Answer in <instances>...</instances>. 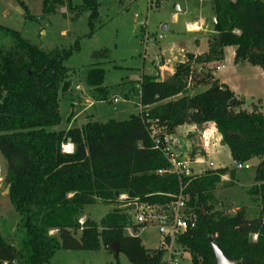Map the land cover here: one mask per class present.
<instances>
[{
  "label": "trees",
  "instance_id": "16d2710c",
  "mask_svg": "<svg viewBox=\"0 0 264 264\" xmlns=\"http://www.w3.org/2000/svg\"><path fill=\"white\" fill-rule=\"evenodd\" d=\"M212 1L214 35L207 40L206 52L186 55L167 81L141 75L137 81L103 86L102 68L80 74L91 87L93 102H108L113 96L136 100L140 113L124 121H88L62 131L48 129L59 124V96L70 90L75 74L65 66L71 52L44 51L0 26V156L6 165L7 196L19 216L13 243L0 235V264H49L59 251L110 250L113 242L131 264H160L162 249L147 250L138 237L125 234L132 225L127 214L116 210L98 223L86 219L80 225L83 208L97 202L115 205L121 195L126 197L119 202L123 205L134 200L168 205L179 182L172 175H157L168 168L161 153L163 138L180 126L200 129L208 123L233 163L258 160L254 184L246 192L258 212L248 218L244 206L231 214L212 211L211 192L222 176L232 180L234 171L207 170L184 190L197 222L178 238V246L189 254L191 264H215L209 238L235 264H264V112L243 111V99L213 78L214 69L201 67H217L224 49L233 47V62L259 68L264 83V1ZM67 2L70 12L88 13L90 35L100 27V0H80L72 6L71 0H44L43 13L54 14ZM154 5L160 7L161 1ZM191 85L206 90L190 95ZM153 130L160 131L158 149L150 137ZM67 144L71 153L62 151Z\"/></svg>",
  "mask_w": 264,
  "mask_h": 264
},
{
  "label": "rangeland",
  "instance_id": "374dc122",
  "mask_svg": "<svg viewBox=\"0 0 264 264\" xmlns=\"http://www.w3.org/2000/svg\"><path fill=\"white\" fill-rule=\"evenodd\" d=\"M43 1L0 0V26L19 33L29 43L44 51L71 52L65 61V66L75 74L71 78L70 90L59 96L60 121L57 126L48 129L51 131H62L71 126L78 127L88 119L92 122L104 123L108 120L124 121L138 114L137 104L136 106L134 104L136 100H130L132 103L120 101L115 110L111 105V99L108 102H95L93 106L88 107V103H83L82 99L84 97L91 99V87L80 76L82 72L92 67L102 68L103 86H112L132 79L138 80L141 75L158 76L161 80V70L165 66L172 69L170 73L173 74L175 66L185 61V55L204 53L206 39L214 35L212 0H162L158 8L154 5L156 0H100V27L91 35L87 12L78 14L70 12L67 2L58 7L56 13L46 15L43 13ZM80 3V0L69 2L71 6ZM187 23H196L200 29L197 32H189ZM162 25L167 26L166 32L160 30ZM159 36H161L160 40ZM225 57L226 62L222 61L217 65H224V70H217L216 76L237 77L243 88L250 89L254 93V100L250 97L245 99L246 110H249L250 103L256 102V96L264 99V93L261 92L264 83L260 79L263 73L259 68L245 62L234 63L235 68H231L227 60L229 52H226ZM201 67L204 70L215 69L213 65ZM201 67H197L198 72ZM194 87L191 85L189 89ZM204 90L206 87H200L193 94ZM259 104L252 105L251 110L264 111V107ZM177 137L172 136L176 141ZM187 139L190 138L183 140ZM202 147L193 138L191 149L187 150V147L179 142L175 143L174 149L182 156L192 152L195 157L204 158L206 164L193 169L195 173H199L196 177H200L207 170L218 168L234 171L232 180L229 175L222 176L220 183L211 192L208 205L212 207V211L231 214L248 205L251 198L246 192L253 183L257 159L242 164L243 169L237 170L227 147H210L207 155ZM5 175L6 165L0 156L2 180L0 235L12 244L19 216L5 194L7 187L4 182ZM119 202L115 205L97 202L86 206L83 208L81 219L98 223L106 214L118 210L127 214L130 217L129 223L134 226L131 208ZM246 212L248 218L253 217V209L249 211L246 209ZM136 233L145 249L156 250L160 247V236L155 228L138 227ZM253 236L251 241L256 240ZM181 254L180 264H191L189 254L183 250ZM49 264H131V262L124 253L113 254L110 250L101 247L97 251H59L55 253Z\"/></svg>",
  "mask_w": 264,
  "mask_h": 264
},
{
  "label": "built area",
  "instance_id": "2783aa9c",
  "mask_svg": "<svg viewBox=\"0 0 264 264\" xmlns=\"http://www.w3.org/2000/svg\"><path fill=\"white\" fill-rule=\"evenodd\" d=\"M158 39L160 40L161 36ZM120 101L121 99L116 96L111 99L113 110L116 109ZM137 108L138 113H140V105H137ZM158 132L160 131L153 130L150 134L156 149L160 148V142L156 137ZM162 142L164 147L161 148V153L168 163V168L166 170H158L157 175L167 174L176 177L179 182L178 192L171 196V202L164 207L140 203L137 200L126 204L132 210L131 216L135 225L127 226L124 231L129 237H137V233L133 230V227L155 228L160 236V247L158 249H162L163 251L160 264H180L182 250L178 246V238L183 233L193 229L197 222L196 215L186 206L184 190L187 184L199 174L195 173L193 169L197 166L205 165L206 161L203 157L189 158L176 152L174 149L175 141L172 136H165ZM62 151L71 153L72 145H63ZM236 169L242 170V164H236ZM1 182L2 180L0 178ZM125 199L126 197L124 195L119 196V201L122 202ZM83 222L82 219L79 220L80 225ZM253 239H256V236H253Z\"/></svg>",
  "mask_w": 264,
  "mask_h": 264
},
{
  "label": "crops",
  "instance_id": "0c3cea01",
  "mask_svg": "<svg viewBox=\"0 0 264 264\" xmlns=\"http://www.w3.org/2000/svg\"><path fill=\"white\" fill-rule=\"evenodd\" d=\"M161 1V3H162V0H160ZM212 8H213V1H212ZM176 11H178V8H176ZM213 21H214V19H213ZM213 24H214V22H213ZM163 26V25H162ZM161 26V27H162ZM166 26V25H165ZM186 27H187V30L189 31V32H197L199 29H200V27H199V25H197L196 23H187L186 24ZM166 29H167V26H166ZM207 40L208 39H206V42H205V46H206V50H207ZM206 50H205V52H206ZM230 50V51H229ZM234 51H235V49L233 48V47H228V48H225L224 49V54H223V62H226L225 60H226V57H225V55H226V52H229V59H227V60H229V62H230V65H231V68H235V65H234V62H233V58H234ZM204 52V53H205ZM203 54V53H202ZM188 55V54H187ZM192 55H194V54H192ZM199 55V54H198ZM194 56H197V55H194ZM185 58H186V55H185ZM228 62V61H227ZM163 69H166L167 71H169V72H172V69H170V68H168V67H164ZM161 70V72L163 73L164 72V70ZM224 70V65H220V66H217V67H215V69L212 71V76H213V78L214 79H216V80H218L220 83H222V84H224V85H226L228 88H229V90L230 91H232L233 92V94L237 97V98H241V99H243V101H244V105L242 106V110L243 111H246V112H250L251 111V108H252V105L253 106H257V104L258 103H260L259 104V106H263L264 107V99H260V98H258L257 96H256V98H257V100H256V102H254V101H252L251 103H250V109L249 110H246V98H251V99H253L254 100V93H252V91L249 89H245V88H243V86H241L240 85V80H238V78L237 77H217L216 76V71L217 70ZM262 76H263V74H262ZM260 79H262V82H263V77H260ZM139 80V79H138ZM129 81H137V79H132V80H129ZM243 82V81H242ZM200 87H194L193 89H190V92H189V94L191 95V94H193L197 89H199ZM261 92H263L264 93V87H263V91H261ZM83 96V94L81 93V97ZM113 97H115V96H113ZM113 97H111V99L113 98ZM116 97H118V96H116ZM121 99V98H120ZM121 101H123L122 99H121ZM82 102L83 103H88V107L89 106H93V104L95 103V102H93L92 101V99H86L85 97L82 99ZM128 102H131L132 103V101H128ZM135 104V106H136V102L134 103ZM258 106V107H259ZM249 108V107H248ZM262 112H264V111H262ZM88 121H91L90 119H88L87 120V122ZM87 122H85V123H87ZM85 123H83V124H81L80 126H78V127H81L82 125H84ZM69 128H73V126H71V127H68L67 129H69ZM179 138H178V137ZM173 137H177V141L179 142V143H182L183 145H185L186 147H187V150L188 149H191V146L193 145V138L194 139H196L197 141H198V143H199V145H201V146H203L202 148H203V150H205L206 152H205V154L207 155V152H208V149L211 147H213V148H216V147H220V148H223V147H225V146H221L220 145V136H219V134L216 132V130H215V128H214V126L212 125V124H210V123H208V124H205V125H203L200 129L199 128H197L195 125H183V126H180V127H178V128H176V130H175V134L173 135ZM190 138V139H187V140H183L184 138ZM174 141H175V143H178L175 139H174ZM189 141V142H188ZM195 141V140H194ZM180 153V152H179ZM192 153V152H191ZM191 153H189V154H187L186 153V155L185 156H188L189 158H191L190 157V154ZM195 157V156H194ZM193 157V158H194ZM258 161V160H257ZM258 163V162H257ZM257 165V164H256ZM226 177H227V175H225ZM254 183H252L251 184V186L253 185ZM250 186V187H251ZM251 200V199H250ZM246 207V209L249 211V209L251 210V209H253V212H254V214H253V216L258 212V207H257V204L256 203H254L252 200L250 201V203L248 204V205H246L245 206Z\"/></svg>",
  "mask_w": 264,
  "mask_h": 264
},
{
  "label": "water",
  "instance_id": "95a60500",
  "mask_svg": "<svg viewBox=\"0 0 264 264\" xmlns=\"http://www.w3.org/2000/svg\"><path fill=\"white\" fill-rule=\"evenodd\" d=\"M214 22V21H213ZM161 31L163 32H166L167 29H166V26L163 25L161 28H160ZM171 73L168 72V71H164L162 73V79L161 81L162 82H165L168 80V78L171 77ZM230 135H232V133H230ZM8 192H9V186L6 187L5 189V194L8 195ZM208 244L211 248V252L213 254V257H214V263L215 264H235L234 260L232 258H227L223 252L217 247V245L215 244V242L209 238L208 239ZM110 251L113 253V254H118L119 252V246L116 242H113L111 245H110Z\"/></svg>",
  "mask_w": 264,
  "mask_h": 264
}]
</instances>
